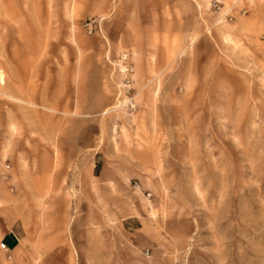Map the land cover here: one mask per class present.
Returning <instances> with one entry per match:
<instances>
[{
	"label": "rangeland",
	"instance_id": "1",
	"mask_svg": "<svg viewBox=\"0 0 264 264\" xmlns=\"http://www.w3.org/2000/svg\"><path fill=\"white\" fill-rule=\"evenodd\" d=\"M118 1L0 0V264H264V0ZM22 172L54 174L76 215L17 262ZM39 184L12 205L32 242Z\"/></svg>",
	"mask_w": 264,
	"mask_h": 264
},
{
	"label": "crops",
	"instance_id": "2",
	"mask_svg": "<svg viewBox=\"0 0 264 264\" xmlns=\"http://www.w3.org/2000/svg\"><path fill=\"white\" fill-rule=\"evenodd\" d=\"M121 1L123 2V0ZM88 2H94V6L97 4L98 7L97 8L95 7L96 9H94L95 10L94 13H96V10H99L101 14L107 11L112 13L114 12V8L120 7L119 1L117 3V0H107L108 3L104 2V0H87V3ZM141 2L142 0H140V5H141ZM164 2H165L164 6L167 8L166 9L167 11H170L169 9L170 7L174 9L175 7L174 0H164ZM131 6H134V7L137 6L136 0H133V2L131 3ZM173 12H175L176 14V13H179L180 11L179 10L175 11L174 9ZM90 14H92V11L90 10H87L85 13V15H90ZM116 17H117L116 19H118L119 21H124V18H122V16H119L117 14ZM4 85H5V82L4 83L0 82V86H4ZM11 94L12 96L9 95V97L15 100L16 102L18 101L20 103L21 102L27 103L26 97H24L23 99V97H19L13 93ZM75 94L76 96H78L79 94L78 89H77V93ZM76 98H77V101H79V98L78 97ZM30 99H31V102H29L28 104H31V105L36 104L38 106V103H36L34 99L32 98ZM16 102L8 101V103L14 108H16L17 105H19ZM10 105L5 107L7 109L8 118L11 119V117H18V115L15 114L16 110L10 107ZM43 108L48 110L49 113L51 114L42 112L40 110H34V113L36 114V116H39V115L52 116L54 115V113L57 112L54 107L49 106V105H43ZM9 127L10 128L12 127V123H10ZM55 164L56 162H52L50 166L53 167ZM36 179L32 180L30 175H25L24 172H22L21 176L11 175V178H10L9 185H11V188H10L11 193L8 194L5 202L8 205L7 213L9 215H12V218H10L11 225H8V228H9L8 232L5 235H2V239H3L2 241L6 242V243L4 242V244L6 245L7 249L6 250L1 249V250L11 255L12 258L14 257L15 261L17 262L21 261V258H20L21 254L22 252L25 251L24 249H26V247L29 245L44 248V247H52V246L55 247V246H59L60 244H62V230L63 229L61 227L65 229L68 222L70 224L72 220L75 218L73 215L74 214L76 215V209L74 210V208L76 207V203H74V198H72L73 195L76 196L75 191L72 192V190H69V195L71 198H69L68 200L66 197H63V201L65 205H62L61 202L58 203L60 199L59 195L62 191L61 189L62 185L59 186L58 181H55V179L58 180L56 176H54L53 174V177L49 178V180L47 179L46 176H40L39 177L40 180L39 179L36 180ZM31 181L38 182V183H45L44 185L39 184L37 187H35L36 190L31 192V194L33 193V195L36 194L38 196L37 205L39 206V208L37 209L39 210L36 213L39 214L38 216H44L43 219H41L40 217V219L38 220L40 222L41 228L38 233V236H36V238L33 239L35 240L34 242L30 240V236L21 234L22 230L23 232H25L24 226L22 224H24V222H26L27 219L24 217L22 220H20L21 217L20 219L15 217L16 214L20 215L22 213L25 215L26 213L31 211L30 208L28 209L26 206H22V207L17 206L18 207L17 212L15 213L14 212L15 206L14 207L12 206L14 205V203H23L25 201V198L23 197L25 195V192L28 193L27 191L29 190V188L31 189V187L28 185V184H31ZM48 181L50 182V185L47 187L46 184L48 183ZM25 183L27 184L26 186L24 185ZM44 189L46 190V192L41 194V192ZM14 231H16V233ZM144 236L146 237V239H143L142 236L138 237V239H137V236L133 237L134 244L140 247L141 251L147 250V248H150V246L152 245L151 238L147 234H144ZM140 239H142L143 241L139 242ZM143 245H146V246H143ZM12 258L10 259L11 261H12Z\"/></svg>",
	"mask_w": 264,
	"mask_h": 264
},
{
	"label": "built area",
	"instance_id": "3",
	"mask_svg": "<svg viewBox=\"0 0 264 264\" xmlns=\"http://www.w3.org/2000/svg\"><path fill=\"white\" fill-rule=\"evenodd\" d=\"M86 28H88V31L90 33H92L94 31V23H88V24H86ZM1 249L2 250H6L7 249V247H6V245L4 243L1 244Z\"/></svg>",
	"mask_w": 264,
	"mask_h": 264
}]
</instances>
